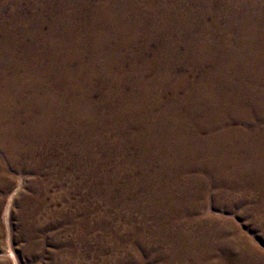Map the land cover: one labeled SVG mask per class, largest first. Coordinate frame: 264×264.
<instances>
[{
	"label": "bare ground",
	"instance_id": "6f19581e",
	"mask_svg": "<svg viewBox=\"0 0 264 264\" xmlns=\"http://www.w3.org/2000/svg\"><path fill=\"white\" fill-rule=\"evenodd\" d=\"M193 5L83 0L31 44L0 42V160L72 164L156 215L108 264H264L234 223L197 218L243 206L264 236V0Z\"/></svg>",
	"mask_w": 264,
	"mask_h": 264
},
{
	"label": "rangeland",
	"instance_id": "374dc122",
	"mask_svg": "<svg viewBox=\"0 0 264 264\" xmlns=\"http://www.w3.org/2000/svg\"><path fill=\"white\" fill-rule=\"evenodd\" d=\"M203 1L184 0L190 6ZM80 2L83 0H0V42L31 44L32 37L54 29L55 20ZM150 45L156 50L160 43ZM44 161V171L37 173L26 172L31 165L24 161L13 166L0 160V264H108L114 259L111 247L116 238H134V230L152 228V222L144 227L141 221H154L156 215L138 212L133 195L117 197L128 184L98 196L89 190L95 186L94 179L74 172L70 162L62 172L57 160ZM133 170L125 167L122 174L137 177ZM242 209L229 211L210 205L197 218L234 223L264 254V236L247 225L254 217L243 216ZM133 242H124L125 249Z\"/></svg>",
	"mask_w": 264,
	"mask_h": 264
}]
</instances>
